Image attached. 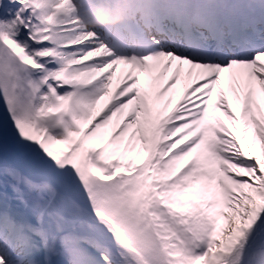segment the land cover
Instances as JSON below:
<instances>
[{"label":"snow or ice","instance_id":"6c2138e0","mask_svg":"<svg viewBox=\"0 0 264 264\" xmlns=\"http://www.w3.org/2000/svg\"><path fill=\"white\" fill-rule=\"evenodd\" d=\"M0 264H264V0H0Z\"/></svg>","mask_w":264,"mask_h":264}]
</instances>
